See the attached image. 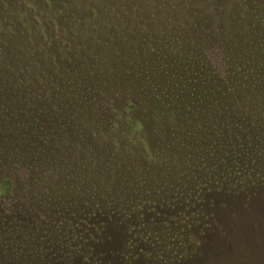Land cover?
I'll use <instances>...</instances> for the list:
<instances>
[{
	"label": "flooded vegetation",
	"instance_id": "1",
	"mask_svg": "<svg viewBox=\"0 0 264 264\" xmlns=\"http://www.w3.org/2000/svg\"><path fill=\"white\" fill-rule=\"evenodd\" d=\"M262 21L258 20L255 22L254 19L250 24V29L251 26L252 29L248 30L246 36L240 35L241 40L238 38L239 36L233 34H227L223 39H213L212 36L204 34L203 29L198 30V32L191 31L186 36H182L181 40L184 42H188L189 40L194 41L193 37L196 35L200 42L198 44H181L186 48H183L179 52L182 59L179 60L177 65L175 62H171V54L167 53L168 50L167 52L163 51V53L167 54V59L160 62L163 66H159V62H156L157 66L154 61H150L149 63L151 64L148 65V68L153 63L155 64V67L152 66L154 70H151L152 67L148 69L152 75L148 76L147 79L145 78L146 75L142 77L144 80L142 84H147L149 89H155V87L157 89L162 88L166 92V95L171 98L169 92L172 91V88L176 89L177 87L172 86L173 83L169 82L170 77H168V73L172 64H174L178 69H183L182 72L185 74L183 78L185 80L189 79L196 84V88L199 90L198 93H208V98L203 102L205 104L204 107L207 106L206 109L201 107L197 111L193 105L189 103L185 104L184 102L177 109H173V111H170L169 108L160 107V110H165L166 113L163 121L169 129V131L167 130L169 136L166 139L158 138V144L156 140L154 141V145H158L159 151L174 152L175 155L180 154L183 158L181 160L186 161L184 163L185 168L173 166L174 172L177 171L179 174L189 172V175H193L195 186L184 185L187 189V200L184 201L186 206L184 205L182 208V210L185 209L184 212L186 211V213L191 210L188 213L190 217L191 215L195 217L199 215L201 216L200 219H206L211 216L218 218V212L224 210L229 212L236 209L235 206L232 208V205L238 206L239 203L246 200L247 196H255L252 198L254 202H262V199L256 200V198L264 196V71L263 76L260 77L256 73L248 71L250 67L246 69L245 73L242 69L238 71L241 75L239 79L241 81L246 79V87L245 89L242 87V91H246L253 97H259L260 99L256 100L250 109H247L246 106L248 104L244 103L245 100H240L239 105L236 104L239 97L233 98L230 101L229 97L231 95L229 94L225 96L226 100L223 99L220 96L221 90L217 88L220 86L219 82L211 77L202 78L201 76L205 75L208 70L228 64L226 59L222 60V53L227 55L223 51L228 49L227 45H225L227 43L231 44L230 52L242 54L264 52V27H262ZM11 25L15 26V24ZM172 32L173 34L175 33L174 30ZM173 34L171 33V36L168 38L169 40H172ZM243 41L247 42V44H245V49L241 50ZM28 45H15V47H12L13 51H11L10 47L0 45V56L4 59L0 60V115L4 117H0L5 120L4 125H0V169L4 170V174H0V210H23L28 216L21 218L22 226H44L45 228L52 229V233L57 230L58 232L56 233H59V229L61 228L62 235L65 234L67 237L71 236L73 239H76L73 242H68L70 245L63 244L61 240L57 239L50 241L45 239L46 243L50 244V247L52 246V242H56V245L53 246V251L59 248V252L57 251L59 255L56 258L59 264H66L67 257L72 255L74 251L73 246L76 245L74 243L80 242L75 237V234L72 235L71 231H75L79 225L90 224L89 219L95 218V216L105 219L107 223L112 221V228H119V234L125 237H120L119 240L117 237L113 239L122 243L123 246L129 245L125 247L126 252H130L133 257H137L141 251V248L137 247V243H140L139 240H149L146 237L149 233L143 230L141 233L143 239L137 240L133 238V236L138 234L145 222L143 219H140L135 225L125 224V221L133 216V213L136 216L137 211L133 208L125 207V203H129V200L132 199L128 200L129 196H123L120 193L124 187V194L128 190L135 192L141 184L131 182V180L119 182L121 178L111 179V182L108 184V180L104 181L103 177L109 178V173L115 172L103 170L102 161H93L91 162V168L85 169L92 182L99 175L94 184H98L101 188H96L95 191L90 190L89 186L87 187L84 184L85 182H81L77 189L67 186V184L62 185V194L41 195L38 201L37 196L39 195H33L34 192L24 193V185L21 183L24 179L20 175L30 168L39 170L35 166L38 163L37 156H48L51 158L48 163L53 159L52 145L55 133L50 130L55 129V127H52V124L33 125L24 122L22 124L19 121L20 119L17 118L21 115L20 112L30 116H38V119H42L43 122L50 118H57L58 121L66 122L67 124L65 125H70L69 129H73L72 134L75 138L80 139L81 137L79 129L69 124L66 120V115L76 113L73 103L78 101L66 102L63 107L62 104L61 106L46 105V107L41 105L42 103L48 104L56 101L53 100V98L57 97L56 92L50 87L45 88L43 85L46 80L45 75L51 77V70H55L56 68L52 67V65L49 66L44 61V58H47L46 54L40 57ZM16 51H19V53ZM13 52L17 55L19 61L5 60L4 57L12 58ZM170 53L172 52L170 51ZM152 54L154 55L155 51ZM27 55L34 58L35 61L33 63L23 61L22 58H26ZM216 55L219 56L218 62L213 58ZM47 60L51 61L48 58ZM50 63L54 64L53 61ZM237 63L239 66H242V61ZM260 68L264 70V61L261 63ZM251 69H256L253 68V64ZM146 70L144 69V72ZM48 77L47 79H49ZM180 84L182 85V83ZM102 85H105V90L102 91V94L110 100L113 96L106 92L108 89L107 85L105 83ZM95 87L98 91L100 85L98 87V84H95ZM180 88L182 87L178 89ZM76 90H81V88L76 87ZM182 90L187 91L184 88ZM46 91L45 96L44 93ZM71 94L74 96L76 94L75 90ZM97 95L102 96L100 93H93L89 95L88 100L93 101ZM66 105H70V107H66ZM104 105L105 103L102 104V108L106 110ZM249 105L251 106V104ZM89 111L83 112L82 117L86 121L90 120V117H85V113H89ZM100 112L101 120L104 121V113ZM152 113L151 107L149 114L151 115ZM188 114L190 116L193 114L194 118H199V121H187ZM173 116L179 119L177 125L175 121L172 122ZM112 117L117 119L118 116L112 115ZM153 117L155 116L153 115ZM108 123L112 124L113 120L111 119ZM154 124V122L153 125L149 122V126H152L153 130L154 127H157ZM59 127L58 129L63 128L62 126ZM212 131L216 133L214 132L215 134L212 135L210 133ZM205 132H208V137L204 135ZM177 135L178 137H176ZM182 135L185 145H173L175 137L180 141L179 139ZM62 137L64 140L67 136L62 132ZM6 148H10V150ZM37 150L39 151L37 152ZM109 156L111 157V152H109ZM12 159L16 160L17 163H11ZM21 162H25L26 164V168H23L24 170L19 169ZM14 166L18 168L14 169ZM52 167L56 169V166L52 165ZM59 169L63 171L65 168L60 164ZM217 171H219L220 177L215 180L210 174ZM193 178L191 177L190 179L192 180ZM82 180L85 181L84 179ZM38 181L39 179L35 180L34 183ZM102 181H104L103 184L101 183ZM111 184H117V188L115 189L116 186L110 188ZM68 189L70 192H68ZM142 190L141 193H145V189L143 188ZM139 193L140 191L136 194ZM189 196H198L195 198L198 199V204L190 203ZM177 199L174 198L175 201H178ZM95 201H97V205L94 203ZM121 201H124V205ZM144 203L143 200L138 203V208H140L138 211L139 218H141L142 205ZM172 204L175 205V202ZM183 204L180 205L183 206ZM262 205H264L263 202ZM69 210L75 214V222L73 228L64 233L63 230H65L66 225L64 222L73 214L66 215ZM80 240L82 241V239ZM201 242H204V240ZM197 243H199V240ZM60 244L64 246L60 248Z\"/></svg>",
	"mask_w": 264,
	"mask_h": 264
},
{
	"label": "rangeland",
	"instance_id": "2",
	"mask_svg": "<svg viewBox=\"0 0 264 264\" xmlns=\"http://www.w3.org/2000/svg\"><path fill=\"white\" fill-rule=\"evenodd\" d=\"M58 1L60 2V0ZM94 1L87 0V2H83V0H80L78 7L89 10L95 9ZM142 1L147 3L144 8L147 7L149 2L153 6L159 5L166 8L168 15L170 14L169 20L172 17L176 19L175 15L179 12L177 9H180L182 12L180 15L182 27L174 30V34L181 38L191 31L198 32V30L203 29L204 34L212 36L213 39H223L227 34H233L239 36L238 38L241 40L240 35L246 36L248 30L252 29V26L250 29V24L254 19L255 22L263 20L261 24L264 27V0H192L194 7L188 5L186 0ZM65 3L68 4L67 1ZM118 3L125 5L127 0H118ZM37 5H39V2L35 1L32 8L34 10L41 9L40 18L48 19L51 17V12L53 11L51 7L43 9ZM127 9L129 10L128 4ZM96 13L98 12L96 11ZM1 16L0 33L3 32L7 36H11V33L15 31L17 34V38H15L16 45L24 44L28 41L29 37L24 34V30L27 31V28L25 26L23 29L21 24L24 18H30L27 13L19 10L14 13L8 12ZM150 18L161 17L152 14ZM11 24H15L17 27L14 28ZM142 26L146 30L141 35L148 36L149 42L151 40V44L150 46L148 45L147 49L148 57L152 55L153 49H156L157 44L155 42L157 38L154 39V37L157 36L160 37V48L164 51L170 50L172 53L173 51L179 53L183 48H186L181 45L186 42L178 40L172 32L173 29H167L168 22L166 20L163 25L146 23ZM30 29V36L32 37V39H29L30 42H33V45L44 46L47 58L54 62L52 67L54 66L56 70H65V68L69 67L68 62L70 61L69 63L78 69V72L72 75L76 86L80 89L87 84L86 76L90 75L88 72L92 69V62L95 61L93 57L97 55L94 47L90 45L78 46L77 44L80 45L78 39L76 41L73 40L72 45L69 47L65 45L66 43L62 44L57 42L55 38H50V34H57L59 38L68 37L69 40H72V37L69 36L70 33L64 30V24L61 23V20L57 21L54 31H46L44 38H40V31L37 27L31 26ZM171 33L173 34L172 40H169ZM22 35L25 37H21ZM89 35L90 39L86 38L85 42H95L98 34L96 32L93 34L92 32ZM193 39L194 41L189 40V43L186 44H198L200 42L196 35ZM56 42L60 45V49L55 52L53 45ZM245 44L247 42L242 43L241 50L245 49ZM16 52L19 53V51ZM149 64L151 63L147 65ZM152 66H155V64L153 63L150 67ZM145 73L146 79L152 75L148 69ZM47 77L45 75L46 80ZM130 77L133 80L135 79L132 72ZM96 79L101 80L100 77ZM99 85L98 91L102 96L97 95L93 101L87 99L86 102L73 103L76 113L66 115L67 122L79 129L80 139L75 138L72 134L73 129H69L70 125H65L67 124L66 122L58 121L57 118H50L43 122L42 119H38V116H30L20 112L21 115L17 118L20 119L19 121L22 124L23 122L33 125L52 124V127H55V129L51 127L53 130H50L55 133L52 145L53 159L48 163L51 159L48 156H37L38 163L35 166L39 170L30 168L20 175L24 179L21 182L24 185V193L34 192L33 195H39L37 196L38 201L41 195L62 194V185L67 184V186L77 189L81 182H85L84 184L87 187L89 186L90 190L95 191L96 188H101L98 184H94L99 175L92 182L85 169H90L93 161H102L103 170L115 172L109 173V178L103 177L104 181L108 180V184L111 179L115 180L116 178H121L119 182L131 180V182L141 184L135 192L127 189L128 192L124 194V187L120 193L123 196H129V198L125 197L128 200L132 199L129 200V203H125V207L133 208L137 211L136 216L133 213V216L125 221V224L135 225L140 219L145 222L143 223L144 226L141 227L140 231L137 230L139 232L133 238L137 240L143 239L141 234L143 230L149 233L148 236L146 235L149 240H139L140 243H137V247L141 248L136 257L137 264H264V205H262V202L264 204V196L256 198V200L262 199V202H254L252 198L255 196H247L246 200L239 203L238 206L232 205V208L235 206L236 209L229 212L225 210L218 212V218L211 216L206 219H200L201 216L199 215L197 217L191 215L190 217L188 213L191 210L186 213V211L184 212L185 209L182 210V208L185 205L184 201L187 200V189L184 185L195 186L193 175H189V172L185 174L174 172L173 166L185 168L184 163L186 161H182L181 159L183 158L177 152L175 153L178 155H175L174 152L159 151L158 145H154V141L158 138L166 139L169 136L167 132L169 129L166 124L154 127L153 130V127L149 125L135 128L127 124L123 118L114 119L110 114L112 112L110 105L115 107L119 105V98L113 100L112 97V99L108 100L102 94V91L105 90V85L100 83ZM75 93L74 96L78 97L76 91ZM103 103H105L104 107L106 110L102 108ZM87 110H90L89 113H85V117H90L88 121L82 117L83 112ZM100 111L104 113V121L101 120ZM187 116L189 117H187V121H199V118H194L193 114L191 116L188 114ZM111 119L113 123L109 124L108 121ZM4 121L0 117V125H4ZM174 121L177 125L179 119L173 116L172 122ZM59 126L63 128L58 129ZM62 132L67 136L64 140ZM214 132L210 133L213 135L216 133ZM204 135L208 137V132H205ZM6 149L10 150V148ZM109 152H111V157ZM11 161V163H17L14 159ZM20 164L19 169L24 170L23 168H26L25 162ZM60 164L65 168L63 171L59 169ZM52 165L56 166V169H53ZM16 168L18 167L14 166V169ZM174 169L177 170L176 168ZM0 174H4L3 169H0ZM210 176L217 180L220 177L219 171L211 173ZM191 177L193 178L192 180L190 179ZM37 179L39 181L34 183ZM104 181L101 183L103 184ZM143 188L145 193H141ZM69 189L68 192H70ZM138 191L140 193L136 194ZM197 197L189 196V202L195 205L198 204V199H195ZM174 198H178V201H175ZM142 200L145 203L142 205V215L139 218L138 211L140 208H138V203ZM174 202L175 205L172 204ZM178 202L180 204L184 203L183 206ZM122 204L124 205V201ZM72 213L73 211L69 210L66 215ZM74 216L75 214L73 213L64 222L66 224L65 229L70 230L73 228ZM203 217L205 218V216ZM119 233L115 232L114 238L117 237L118 240L120 237L125 238ZM51 234L46 238L48 241L57 239L61 240L63 244L70 245L68 242L76 240L71 236L62 235L61 232L56 233L55 231ZM198 240L199 243H197ZM202 240L204 242H201ZM51 254L53 256L51 258L53 260L52 264H59L56 260L59 254L56 251ZM42 255H46V253ZM115 259H118V256L112 258L114 263H116Z\"/></svg>",
	"mask_w": 264,
	"mask_h": 264
},
{
	"label": "trees",
	"instance_id": "3",
	"mask_svg": "<svg viewBox=\"0 0 264 264\" xmlns=\"http://www.w3.org/2000/svg\"><path fill=\"white\" fill-rule=\"evenodd\" d=\"M35 1L39 2L41 8L51 7L53 11L51 12V17L48 19L40 18L42 12L41 9L34 10L32 5ZM68 2V4L65 3ZM80 0H0V14L3 15L8 12L14 13L15 11L22 10L29 15L30 18H24L21 21L23 25L22 28L26 26L27 31L24 34L32 39L30 36L31 26H35L40 31V38L45 37L46 30L54 31L56 29V24L58 20L64 24V30L70 33L69 38H59L57 34H50V38H55L59 43H66L65 45L71 46L73 40L79 41L80 45H90L94 47L97 51V55L93 57L95 61L92 62V69L87 75V84L81 87V90H76V84L73 79V73H77L78 69L70 64L65 70H51L52 77L45 80L43 83L44 87H50L57 94L56 98H53L52 103H42L41 105L46 107V105L54 106H64L66 102L74 101H85L89 99V95L93 93H98L95 84L99 83L107 85V91L109 95L113 96V100L118 97L119 105L111 106L113 112L112 115H117V118H123L127 124L132 127L140 128L145 125H149V122L155 123L157 127L163 125L164 118L166 116L165 110L161 111L160 107L169 108L170 111L177 109L182 102L185 104L189 103L195 107L206 109L203 102L208 98V93H198L199 90L189 79H184L185 75L182 71L183 69H178V67L172 64L171 69L168 73L170 77L169 82L173 83L172 86L177 87L172 88L171 98L166 95V92L160 88L149 89L147 84H142L144 82L143 75H146L144 69L148 68V63L150 61L159 62V66H163L160 62L167 59V54L163 53V49L160 48V37L156 40L155 54L148 57V36H142L145 32L143 24H157L163 25L164 21L168 22V28L173 30L180 29L182 27V21L179 12L174 17L170 18L167 9L161 6H153L150 2L147 7L144 5L147 3L142 0H127L129 5V10L127 9V4L120 5L118 0H95V9L79 8ZM87 0H83V2ZM82 3V2H81ZM121 3V2H120ZM186 3L191 7H194L192 0H186ZM101 6H100V5ZM69 5V6H68ZM149 8V9H148ZM166 9V10H165ZM6 11V12H5ZM96 11L98 13H96ZM3 12V13H1ZM156 14V19H151V15ZM0 15V16H1ZM57 15V18H56ZM59 15V16H58ZM147 16V17H146ZM2 17V16H1ZM2 19L0 18V21ZM93 20V21H91ZM44 21V22H43ZM170 21V22H169ZM43 23V24H42ZM49 23V25H47ZM196 25V24H195ZM17 26H14L16 28ZM21 28V27H20ZM155 30V28H153ZM199 29V25H198ZM96 32L98 35L95 42L89 43L85 42V39H90V35ZM148 32V31H147ZM17 34L11 33V36L3 32L0 33V45L10 47H15V38ZM89 36V37H87ZM178 40L181 37L174 35ZM25 37V36H21ZM28 39L24 45L32 47L40 57L45 55V48L41 45H33ZM19 41V39H17ZM77 41V42H78ZM53 45L54 51L60 49L58 43ZM188 43V42H186ZM228 49L223 50L227 55L222 53V60L226 59L228 64L219 66L216 69L208 70L205 75H201L202 78L211 77L219 82L217 88L220 91V96L226 100V95H231L229 100L233 98H238L236 102L239 105L240 100H245L244 103L248 104L246 107L250 109L252 105L255 104L256 100H260L259 97H253L246 91H242L246 87V79H239L241 76L238 71L242 69L245 73L250 67L256 69H248L256 73L257 76H263V71L260 68L261 63L264 61V52L254 53V54H242L238 52H230V43L225 44ZM167 52V51H164ZM171 54V62L177 65L179 60L182 59L181 53L173 51ZM5 54V52H3ZM2 54V55H3ZM221 55V54H220ZM219 56H213L215 60H219ZM5 60L19 61L17 55L13 52L12 58L4 57ZM42 59V58H41ZM0 60H4L0 56ZM23 61L28 63H33L34 58L27 55L26 58H22ZM49 66L52 64L44 58ZM242 61V66H239L237 62ZM97 63V64H96ZM232 63V65H231ZM95 64V65H94ZM100 64V65H99ZM157 65V63H156ZM157 65V66H158ZM231 66V67H230ZM155 67V66H154ZM84 69V68H80ZM244 69V70H243ZM151 70H154L152 67ZM260 71V72H259ZM72 72V73H71ZM134 74L135 80L131 79L130 73ZM195 75V74H194ZM93 78H92V77ZM96 79V78H99ZM95 78V79H94ZM137 78V79H136ZM142 78V79H141ZM146 78V76H145ZM140 79V80H138ZM196 79V78H195ZM104 83H103V82ZM135 81V83H133ZM182 83V85L180 84ZM142 84V85H141ZM182 87L187 91L182 90ZM227 87V88H226ZM77 92L78 97L73 96L72 91ZM189 90V91H188ZM47 91L44 93L46 96ZM145 93V94H143ZM82 96V98H80ZM112 99V97H111ZM251 99V100H250ZM210 101V99H208ZM244 104V105H245ZM251 104V106L249 105ZM70 107V105H66ZM152 107L153 113L150 115V108ZM199 110V109H198ZM197 110V111H198ZM155 116L152 118V116ZM122 120V121H123ZM153 120V121H152ZM178 137V135L176 136ZM173 140V145L183 144V135L178 139ZM158 140V139H157ZM156 140V141H157ZM158 144V141L156 142ZM116 186V187H115ZM117 188V184H111L110 188ZM97 205V201H95ZM28 215L23 210H0V264H52L53 257L51 253L57 252L59 250L55 249L53 251V246L56 242H52V246L46 243L45 237L52 233V229L40 227H29L21 224V218L27 217ZM89 223L86 225H79L75 231H71L72 235L75 234L77 240L82 239L80 242H75L73 246L72 255L67 257L66 264H137L136 257H133L130 252H126V248L129 245H124L119 241L114 240L115 232H118L117 227L112 228V221L107 223L105 219H101L97 216L95 218H90ZM58 232V230L56 231ZM61 232V228L59 229ZM63 232H68L67 229ZM81 238H80V237ZM64 245L60 244V248ZM63 251V250H62ZM46 253V255H42ZM64 254V253H63ZM62 254V255H63ZM120 255V256H119ZM118 256L116 263L113 262L112 258Z\"/></svg>",
	"mask_w": 264,
	"mask_h": 264
}]
</instances>
